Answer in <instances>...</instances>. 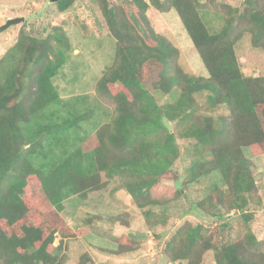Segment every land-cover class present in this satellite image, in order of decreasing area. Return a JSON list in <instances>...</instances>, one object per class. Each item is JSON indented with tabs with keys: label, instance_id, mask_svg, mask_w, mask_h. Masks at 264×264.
<instances>
[{
	"label": "trees",
	"instance_id": "obj_1",
	"mask_svg": "<svg viewBox=\"0 0 264 264\" xmlns=\"http://www.w3.org/2000/svg\"><path fill=\"white\" fill-rule=\"evenodd\" d=\"M95 1L116 41L113 61L95 88L112 114L50 173L34 168L29 156L44 147L46 135L77 127L87 113L43 125L29 138L21 123L60 99L53 79L71 48L64 28L54 25L42 39L21 28L15 44L20 65L0 79V264H64L65 241L85 235L91 223L102 219L89 213L85 224L74 228L61 214L65 199L69 194L85 198L116 177L122 178L116 189L129 192L147 224H154V215L162 224L163 210L175 199L162 198L160 192L169 187L164 179H178L172 171L181 153L177 136L194 141L198 158L189 182L218 171L225 185L196 206L210 216L221 209L238 211L245 228L233 233L228 221L211 228L186 221L165 241L166 256L171 262L202 264L211 251L216 264H264V240L249 226L264 205L253 161L245 153L248 148L254 156L264 154V75H244L235 49L249 33L252 46L264 52V0H242L239 6L214 0ZM74 2L59 0L56 5L65 12ZM208 4L225 16L218 32H211L201 15ZM151 6L160 12L176 10L207 77L183 70L180 49L152 26ZM155 92L174 99L160 104ZM220 109L227 113H217ZM187 183L182 181L176 192L181 194ZM126 216L109 219L128 225ZM141 247L136 239L122 236L115 247L99 249L125 257ZM87 262L94 264L84 253L79 264Z\"/></svg>",
	"mask_w": 264,
	"mask_h": 264
},
{
	"label": "rangeland",
	"instance_id": "obj_2",
	"mask_svg": "<svg viewBox=\"0 0 264 264\" xmlns=\"http://www.w3.org/2000/svg\"><path fill=\"white\" fill-rule=\"evenodd\" d=\"M241 1L214 0L231 6H239ZM201 15L211 32H218L222 28L225 16L216 11L213 4L202 8ZM18 16L25 17V20L0 33V79L6 77L8 70L20 65V53L15 44L21 28L42 39L51 34L54 25H61L71 47L66 53L65 64L53 79L60 99L34 113L29 122L21 123L24 135L29 138L43 125L61 123L87 113L86 119L77 127L57 135H46L43 138L44 147L29 156L34 168L48 174L100 125L109 120L112 110L100 102L95 88L103 71L113 61L116 41L95 0H75L74 5L65 12H61L56 3L49 0H0V26L8 18ZM148 16L154 29L180 49L179 62L183 70L195 76L207 77L208 71L176 10L160 12L151 6ZM235 49L244 75H264V52L252 46L249 33L240 38ZM154 95L160 104L174 99L173 96L160 92H155ZM199 99L203 100L204 97ZM223 112L227 113L224 109L217 111ZM167 125L172 126L170 123ZM176 140L180 144L181 153L173 164L172 171L178 179H164L163 182L169 187L160 192L162 198L175 199L163 210V223L157 224L155 221L158 215H154L151 218L154 224H147L143 211L130 198L129 192L124 188L116 189L122 182L121 177L113 179L103 190L88 192L85 198L69 194L63 203L61 214L74 228L82 227L89 213L101 215L102 219L91 223L85 235L65 241V248L61 251L64 264H79L84 253L91 256L94 264H187L186 261L171 262L164 253L165 241L184 222L202 223L211 228L224 220L231 224L233 233L244 230L245 224L239 213L233 211L228 214L225 209H221L217 215L210 216L196 206L198 200L211 194L216 187L225 185L218 171L190 183V168L198 158L193 150L194 141L179 136ZM245 153L253 161L252 170L264 205V154L254 156L248 148H245ZM184 180L188 183L184 189L181 188L182 193L178 194L176 188L181 187ZM160 211L162 210L158 209ZM126 212L129 215L125 217L128 225L109 219ZM249 226L258 239L264 240V208L254 212ZM122 236L136 239L142 247L125 257L111 256L99 249L115 247L116 240ZM58 243L59 236L55 245ZM202 264H216L211 251L204 255Z\"/></svg>",
	"mask_w": 264,
	"mask_h": 264
},
{
	"label": "water",
	"instance_id": "obj_3",
	"mask_svg": "<svg viewBox=\"0 0 264 264\" xmlns=\"http://www.w3.org/2000/svg\"><path fill=\"white\" fill-rule=\"evenodd\" d=\"M59 0H49V2L56 3ZM25 20V17L23 16H18V17H13V18H8L4 24L0 26V33L6 31L10 27L17 25ZM235 213H238V211H235Z\"/></svg>",
	"mask_w": 264,
	"mask_h": 264
},
{
	"label": "crops",
	"instance_id": "obj_4",
	"mask_svg": "<svg viewBox=\"0 0 264 264\" xmlns=\"http://www.w3.org/2000/svg\"><path fill=\"white\" fill-rule=\"evenodd\" d=\"M130 198H131V196H130Z\"/></svg>",
	"mask_w": 264,
	"mask_h": 264
}]
</instances>
